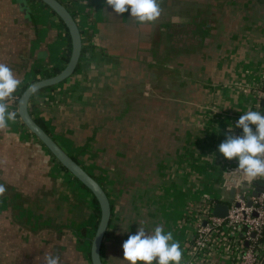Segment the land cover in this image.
<instances>
[{"label":"crops","instance_id":"1","mask_svg":"<svg viewBox=\"0 0 264 264\" xmlns=\"http://www.w3.org/2000/svg\"><path fill=\"white\" fill-rule=\"evenodd\" d=\"M59 1L80 27L81 58L71 77L36 92L29 110L109 194L103 263L130 264L124 241L140 226L163 225L180 243L181 264H195L199 201L228 203L227 182L236 176L237 183H260L234 171L237 159L224 157L219 145L243 133L235 123L244 112L264 108V0H162L161 17L142 25L130 6L117 14L106 0ZM157 40L163 50L182 40L176 60L163 51L169 61L158 62ZM69 43L64 23L42 1L0 0V63L21 81L7 101L17 118L0 130V184L7 188L0 197V264H45L46 253L61 264H92V194L18 114L23 89L66 66ZM159 74L181 80L173 97H150ZM141 75L151 88L144 98ZM156 83L153 94L170 81ZM204 264L235 262L216 250Z\"/></svg>","mask_w":264,"mask_h":264},{"label":"clouds","instance_id":"2","mask_svg":"<svg viewBox=\"0 0 264 264\" xmlns=\"http://www.w3.org/2000/svg\"><path fill=\"white\" fill-rule=\"evenodd\" d=\"M115 13L123 14L131 11V18L139 24L155 23L162 15V0H106ZM21 84L13 70L5 63H0V130L8 127L9 121H15L16 111L9 110L8 100ZM31 91L36 87L32 86ZM255 126V130L253 128ZM235 128H242L241 135H228L219 145V152L228 160L237 159L238 171L249 180L264 177V114L259 111H246L235 123ZM233 127L229 125V132ZM7 188L0 184V197ZM124 260L130 264H181L182 250L175 241L171 231L165 232L163 225H157L148 231L140 226L136 234H132L123 243ZM45 264H61L60 256L45 254Z\"/></svg>","mask_w":264,"mask_h":264},{"label":"built area","instance_id":"3","mask_svg":"<svg viewBox=\"0 0 264 264\" xmlns=\"http://www.w3.org/2000/svg\"><path fill=\"white\" fill-rule=\"evenodd\" d=\"M255 93L260 101L261 90ZM263 109L259 106L261 114H264ZM258 179L262 186L258 195H254L256 186L253 183H237L236 189L240 186V190H236L233 201L228 202L229 213L225 217L213 214L214 200L203 197L199 201L197 230L192 236L195 264H204L216 250L226 254L235 264L264 263V177Z\"/></svg>","mask_w":264,"mask_h":264},{"label":"water","instance_id":"4","mask_svg":"<svg viewBox=\"0 0 264 264\" xmlns=\"http://www.w3.org/2000/svg\"><path fill=\"white\" fill-rule=\"evenodd\" d=\"M49 6L62 20L67 27L71 37V55L66 66L57 74L39 79L27 86L19 98L18 114L25 126L33 132L40 141L49 149L53 156L65 166L72 175L80 180L95 196L99 202L101 216L91 243V262L92 264H104L101 257V249L105 234L110 224L112 216V205L110 198L102 186L91 173H89L79 162H77L63 147L33 118L29 110V102L32 96L41 89L55 86L71 77L81 58L83 41L80 27L71 13V11L59 0H40ZM32 86L36 87L31 91ZM264 104V100L262 102ZM234 177L228 180L227 185L230 187L229 203L233 201L236 193L237 179ZM256 190L254 195H258L262 186L255 182ZM249 204L251 203L248 198ZM229 213V204L217 202L214 206L213 214L217 217H225Z\"/></svg>","mask_w":264,"mask_h":264},{"label":"rangeland","instance_id":"5","mask_svg":"<svg viewBox=\"0 0 264 264\" xmlns=\"http://www.w3.org/2000/svg\"><path fill=\"white\" fill-rule=\"evenodd\" d=\"M189 12H190V10H189ZM186 27H189V25L188 26H186ZM156 28H157V30H158V28H159V24L157 23V25H156ZM156 30V38H158V39H160V36H162V34L161 33H159L158 31ZM182 42V40H178V43H181ZM177 43V44H178ZM156 44H158L155 48H156V53H157V60H158V62H164L165 64H167L168 63V59H165L164 60V53L166 54V56H167V54H170L171 55V53H172V56H173V59H175L176 60V55L178 54V49L177 48H175L174 46H170V45H166L165 46V50H163V44H164V42H161L160 40H157L156 41ZM162 44V45H161ZM180 45V44H179ZM163 51H164V53H163ZM157 70H159V67L157 68ZM141 84H143L144 82L142 81V75H141ZM167 80V81H170V83L169 84H167V86H166V90L164 91V89L162 88V91H160V92H158V93H154L153 94V88L155 87V88H157L156 86H157V83L156 82H162V83H164V81L165 80ZM175 79V80H174ZM178 78H173L172 80H171V78L170 79H168V78H164V76H163V74H159V77L157 76V79L153 82V84H154V86H152V90H151V88L149 89V87L150 86H148V85H146V87H144L145 85L143 84V89L140 91V96H141V98H144V96H147V91L148 90H151L150 91V97H152L151 95H154L155 97H157V98H164V97H173L174 96V90L175 89H179L180 90V85H181V80H177ZM164 80V81H163ZM179 90H177L178 92H179ZM183 91H185V89H182V92ZM134 92H136V90H134ZM159 93H160V95H159ZM180 94V93H179ZM149 95V94H148ZM178 96V95H177ZM157 102H159L160 104H161V100H159V99H157ZM174 104V102L172 103V105ZM144 107H146V106H144ZM156 107H157V112L158 111H163V105L161 106V105H156Z\"/></svg>","mask_w":264,"mask_h":264},{"label":"trees","instance_id":"6","mask_svg":"<svg viewBox=\"0 0 264 264\" xmlns=\"http://www.w3.org/2000/svg\"><path fill=\"white\" fill-rule=\"evenodd\" d=\"M46 5V4H45ZM66 27V26H65ZM66 29H67V27H66ZM176 29H178V31H180V29L181 28H179L178 26H177V28ZM67 33H68V37H69V51H68V55H67V58H66V62L68 63V61H69V58H70V55H71V37H70V34H69V32H68V29H67ZM177 45V48L179 47V44H175V46ZM58 72H60L59 70H54V71H52V72H47V73H45V77H50V76H53V75H55V74H57ZM26 88V87H25ZM24 88V89H25ZM24 89H23V91H24ZM20 97V96H19ZM18 97V98H19ZM17 98V99H18ZM36 121H37V123H39L43 128H44V124L42 123V121L39 119V118H36ZM255 126H253V128H254ZM45 129V128H44ZM46 130V129H45ZM47 131V130H46ZM72 156V155H71ZM77 162H79L80 163V161L78 160V158H76V157H74V156H72ZM61 165V168L64 170V171H66V172H68L69 174H70V176H71V178H72V180H74L82 189H84V190H87L88 192H90L91 194H92V192L80 181V180H78L74 175H72L71 174V172L65 167V166H63L62 164H60ZM104 189L106 190V188L104 187ZM107 194H108V192H107ZM108 196H109V194H108ZM92 205H93V207H94V210H95V213H96V215H97V217H98V222H99V219H100V216H101V210H100V206H99V202H98V200L95 198V196L92 194ZM98 222H97V226H98ZM97 226H96V229H97ZM96 229H95V231H96Z\"/></svg>","mask_w":264,"mask_h":264}]
</instances>
